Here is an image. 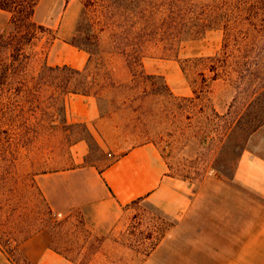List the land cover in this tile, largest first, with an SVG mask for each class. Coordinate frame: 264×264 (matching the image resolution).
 Returning a JSON list of instances; mask_svg holds the SVG:
<instances>
[{"label": "rangeland", "instance_id": "1", "mask_svg": "<svg viewBox=\"0 0 264 264\" xmlns=\"http://www.w3.org/2000/svg\"><path fill=\"white\" fill-rule=\"evenodd\" d=\"M70 1L68 9L76 16L74 33L68 40L73 48L63 43L51 47L58 37V31L45 25L49 31H38L31 46L26 49L33 55L30 69L35 72L44 64L50 66L52 63L69 61L77 52L83 51L88 56V62L82 69V76L75 77L74 81L80 83L81 87L83 84L87 86L92 93L90 95L100 101L103 113H109L106 115V126L111 130L104 129L109 146L105 148L96 141L94 143L80 124L72 128V137L66 140L65 136L70 135L69 130L63 128L58 117L54 123L47 121L52 129L42 133L31 147L23 148L17 146L19 133L14 124L8 121L1 124L0 244L15 262L23 260L22 252L18 250L19 242L41 229H47L54 245L65 249L68 254L70 247L87 243L88 232L82 220L76 217L59 220L52 216L30 179L34 174L80 165L82 150L77 146L71 147L75 138L86 137L88 148L85 164L96 163L100 166L113 161L123 150L153 143L165 159L168 174L179 180L182 187L193 190L214 184L215 181L233 179L242 155L252 153L264 158L263 116L259 120L261 123H256H259L257 126L241 125L231 139L224 142L221 133L211 128L199 129V125L195 128L194 117L200 109V100L193 103L184 101L182 104L180 101L181 98L193 97V90L199 91V96L209 106L207 117L212 115L210 107L224 115L230 107H241L258 97L259 104L264 102V31L259 76L251 83L246 82L255 89L248 94L237 95L232 88L235 85L222 79L213 81L208 74V64L195 59L212 56L221 49V30H210L201 38L184 44L177 56H166L157 47H147L143 70L147 75L159 78H142L143 84L140 82V86L131 90L126 88L132 80L130 67L114 44L117 39L113 37V31L117 30L115 27L113 31L105 29L104 25L108 16L103 14L105 4L113 2ZM198 1L209 3L210 0ZM81 2L87 5L83 15ZM66 6L64 0H44L40 6H36L34 21L40 25L47 21L57 24ZM7 20V17L0 15V27L6 25ZM74 37L82 48L71 45ZM62 75L59 74L58 78H62ZM163 83L169 87V91H165ZM156 89L162 92L159 97L140 99L134 104L131 102L141 92ZM126 214L129 226L126 222L125 230L133 232V237H124L122 241L131 246L134 241L146 237L157 238L170 224L168 217L147 203L130 207ZM98 240L99 237H91V244L99 243ZM146 246L149 247L150 242ZM133 259L134 256L127 253V260L134 262Z\"/></svg>", "mask_w": 264, "mask_h": 264}, {"label": "crops", "instance_id": "2", "mask_svg": "<svg viewBox=\"0 0 264 264\" xmlns=\"http://www.w3.org/2000/svg\"><path fill=\"white\" fill-rule=\"evenodd\" d=\"M65 2L57 24H41L58 31L53 48L57 43L67 45L74 33L76 16L68 9L71 1ZM69 61L50 66L82 70L88 56L79 51ZM92 96L68 95L65 117L69 124H83L87 136L106 148L109 113H103L100 101ZM85 140L83 136L71 146L82 150L80 165L30 179L52 216L82 220L87 243L70 247L68 254L54 245L47 229H41L19 242L23 257L19 262L0 244V264H264V158L242 155L233 179L193 190L168 174L165 159L153 143L123 150L100 166L85 164ZM142 203L159 210L170 224L157 238L146 237L131 246L122 241L133 237L125 230L126 212ZM91 237H99V243L91 244ZM127 253L134 262L127 260Z\"/></svg>", "mask_w": 264, "mask_h": 264}, {"label": "trees", "instance_id": "3", "mask_svg": "<svg viewBox=\"0 0 264 264\" xmlns=\"http://www.w3.org/2000/svg\"><path fill=\"white\" fill-rule=\"evenodd\" d=\"M107 1L102 0L103 3ZM110 1L113 4H105L103 11V14H108L104 25L105 29L112 31L116 28L117 31H113V37L117 39L115 47L130 67L132 80L126 88L135 90L140 82L143 84L142 78H159L147 75L143 70L147 47H157L166 56H177L184 44L201 38L210 30H221V49L212 56L195 58L196 61L208 64V74L213 81L222 79L234 84L232 88L237 95L255 90L246 82H253L261 67L264 0H210L209 3L198 0ZM38 2L0 0V15L8 19L6 25L0 27V128L7 121L14 124L19 133L17 146L23 148L31 147L42 133L52 129L48 120L54 123L60 117L63 128L70 133L78 124H69L66 120V97L70 94H92L87 86L83 84L81 87L74 81L75 77L82 76L83 70L68 65L52 67L44 64L37 71H31L33 55L26 49L38 31L48 30L34 21ZM81 3L83 15L87 5ZM113 19L115 21L109 23ZM71 45L82 48L75 37ZM59 74L63 77L58 78ZM163 84L165 91H169V87ZM193 92V97L181 98L180 101L181 104L184 101H201L194 117L195 128L197 125L199 129L211 128L221 133L224 142L230 140L241 125L257 126L261 116L264 117V102L258 103L260 97L245 102L241 107L232 106L224 115L210 107L212 115L207 117V102L201 99L199 91ZM161 93L157 89L145 90L131 102L159 97ZM143 104L139 106L145 107ZM234 112L235 116L232 115ZM71 137L70 133L65 139Z\"/></svg>", "mask_w": 264, "mask_h": 264}]
</instances>
